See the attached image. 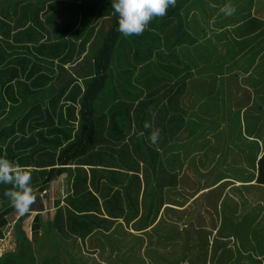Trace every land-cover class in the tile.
<instances>
[{
	"label": "trees",
	"instance_id": "trees-1",
	"mask_svg": "<svg viewBox=\"0 0 264 264\" xmlns=\"http://www.w3.org/2000/svg\"><path fill=\"white\" fill-rule=\"evenodd\" d=\"M181 1L176 0V5ZM188 1L193 2V0ZM197 1V4H193L200 8V0ZM173 8L169 7L165 17L152 20V24L156 19H158L157 22L161 20L160 27L153 24L147 27L141 35L125 37L117 31L118 16L112 9V0H0V126L6 125L7 121L16 120L28 109L31 111L28 112L25 120L31 119L35 113L45 117L43 104L49 102L48 96L52 94V103L59 104L64 97L65 90L68 89L71 94L68 95L69 97L67 96V100L70 101V108L74 110L71 121L79 123L80 133L76 142H71V139L67 141L65 148L61 151L59 162L62 163L61 165H72L74 160L80 161L87 157L91 159V161L87 160L88 163H94L92 162L94 156L91 152L95 138L101 134L109 133L112 127L123 136L126 128L131 130V123L126 121V117L124 114L122 116V111L117 110V107L130 105L132 102L124 100L123 104L117 94V89H112L109 101L105 103L107 106L99 117L95 111L97 102L111 79L113 67L126 63L122 64V70H125L120 74L121 77H125L130 72L135 77L136 69L141 70L144 75H147L150 70L160 74L141 83L142 86L144 83L148 84L149 91L146 97L152 98L144 105L145 108L150 109L142 110V117H138V119H143L141 128L147 130L149 136L155 129H160V135L166 137H168L169 130L172 131V129L178 131L179 134L186 125L190 126L189 121L192 119L194 107L191 101L190 105L185 104V95L190 94L192 97L193 88L195 92L200 93L209 87L211 78L216 77H201L207 71L209 64L211 65L209 60L203 58L192 62L187 59L184 52H179L176 49V46L188 42L185 41V38H191V36L186 34L185 24L181 19L174 23V26L169 27L171 23L167 17ZM9 20L16 23L15 29L9 27V23H11L8 22ZM163 26H168V30ZM205 30V28L201 29L199 37H206ZM101 31H104L103 36H101ZM125 39L132 40V43L126 54H122V51H117V47L120 41ZM9 40H12L14 45H10L11 51L8 54V59L4 60L2 53H6L5 45ZM97 40L101 41V46L91 61H88L89 49L92 43ZM136 50L146 52L145 58L139 60ZM166 51L169 54L163 56ZM120 58H122V63H120ZM201 65L206 66L205 70L197 71V67ZM87 66H91V70L85 74L82 71L89 69ZM149 67L154 69H149ZM75 73L78 75L75 76ZM79 79L87 80L84 90L74 84ZM219 85L217 79L212 87L218 89ZM60 88H64V92L57 93ZM73 105L79 107L78 114L75 113L76 108L72 107ZM172 107H176L174 111L176 115L171 117L169 126V120L165 119V116L167 117L168 109ZM106 109L108 110L106 111ZM127 110L129 108H126ZM219 113L222 114L221 109H218ZM34 119H37L36 115ZM145 122L150 123L151 128L145 129ZM20 126L23 129L24 123L21 122ZM188 126L187 130L191 131ZM118 133L111 135V141L108 144L109 165L115 163L106 166V177L112 184L110 188L112 193L109 198H107L108 193L106 195L101 193L105 199L103 208H100L98 199H94L91 191H84L86 187L74 190L79 201L87 198L95 202V209L99 211V215L104 210L108 215V220L104 221L97 215L89 213L87 209L91 208L82 203L79 209L83 215L69 212L68 224L75 229L79 226L87 227L89 232L107 237L106 243L111 250L108 257L113 260V264L119 262L146 264V260L140 254H134V246H137L136 241L134 244L129 242L130 249L126 254L119 252L118 245L128 235L125 229H128L130 225L136 232H144L154 225L161 210L166 206L167 202L165 201L171 194V189L175 187L179 173L170 175L166 168L169 159L163 154V150L168 146L167 141L160 143L158 145L160 149H158L157 143L152 144L149 139L144 138L137 154L134 153L136 140L132 142L134 150L132 152L129 151L128 145H123V149L120 147L113 149L112 145L121 143V140L114 141L117 139ZM241 139L240 146L237 147L238 150H233L231 154L229 152L223 161L224 167L229 164L233 168L238 167L237 169L241 170L244 165L250 163L249 157L254 156V151L258 149L259 145L257 144L253 149V154L247 157L245 152L247 145L242 143ZM21 141L17 140L16 145ZM35 146L36 150L45 148L43 145ZM6 149L8 151L10 148ZM20 152L21 150L19 155L9 159L8 152L0 148V158H7L20 165L22 159L25 158L20 155ZM244 153L245 155L241 159ZM33 154L39 155L40 153L34 152ZM125 155L127 157L122 160L124 167L129 171L127 175L121 173L123 171L120 170L119 162L121 156ZM176 158L178 157L176 156ZM256 160L253 161V164L257 169V184L264 186V155ZM36 168L45 169L43 167ZM61 173H64L61 169L45 171L46 178L43 184L47 185ZM121 177L122 179H120ZM113 187H115L114 190ZM9 188L11 185L0 184V198L5 202L0 205L1 234L8 224L7 218L11 215L14 218L17 213L11 205H8L7 201L9 200L4 195ZM33 190L37 196L39 190ZM222 193L223 190L220 195ZM122 206H127V214H125V207L121 209ZM122 216L125 217L126 227L117 223ZM26 218L27 216L15 224L17 250L0 256V264L65 263L66 260L63 256L66 253L56 252L58 249L52 239L49 238L53 248L48 246L47 241H43L42 238L36 244L27 238L23 225V220ZM45 219L49 223L50 229L49 214ZM10 220L14 221V219ZM36 222L35 231L39 227L42 228L39 218L36 219ZM57 225H59L58 221H54L53 227L56 228ZM234 225L239 228L237 224ZM231 230L238 231L239 229ZM103 242L101 241V243ZM182 247L184 248V246ZM263 248L264 245H258L260 257H264ZM73 257L70 260H74ZM180 258V260H175L178 264L185 259V252Z\"/></svg>",
	"mask_w": 264,
	"mask_h": 264
},
{
	"label": "crops",
	"instance_id": "crops-1",
	"mask_svg": "<svg viewBox=\"0 0 264 264\" xmlns=\"http://www.w3.org/2000/svg\"><path fill=\"white\" fill-rule=\"evenodd\" d=\"M197 4V0H193V2L188 0H182L179 4H177L172 11L170 12V15L167 17L169 18V22L172 26H174L179 19L182 20L183 24H185V31L186 34L190 35L191 38H185L184 44H181L180 46H176V49L179 52H184L185 56L190 61H199L201 59H207L211 62V65L209 64V67L205 74L201 75V77L204 78H211L216 77L219 80H223L225 78H231L238 76L243 79L242 85H237L233 87V101H234V108L236 111H238L240 114L243 113L244 116H246L247 113V107L250 104H243L242 106H239L240 102L242 101L239 95L243 93L244 91H247L248 94L254 95V92L258 89V83H257V77H259L261 74L264 73V69L261 68L260 61L264 58V0H200V8L198 6H195L194 4ZM231 4L233 7H235L236 11L231 16H226L224 13L220 11V9L227 5ZM247 6H244L246 5ZM254 4L259 5V8H256ZM180 15H176V14ZM168 14V12H167ZM165 17V16H164ZM257 17V18H256ZM259 19V20H258ZM257 20V26L256 29L250 24V21ZM8 22H11L10 20ZM9 27L15 29L16 23L11 22L9 23ZM241 27L244 30H251V33H247L244 36H241L238 33V30L241 29ZM205 28L206 30L204 33L205 36L200 35L201 29ZM213 36V37H212ZM258 38L257 40H254V38ZM212 40L211 42L213 44H216V53L214 56L210 59L208 57L209 53L212 52L211 49L207 48L208 42ZM251 41V42H250ZM247 42H250L247 44ZM10 45H14L12 40H9L5 47H7L6 53H2L4 55V60L8 59V54L11 51ZM254 53H258L255 60L248 61L251 56ZM206 66L201 65L197 67V71H204ZM259 69V74H257L256 70ZM252 79V82L249 80ZM244 80L246 82L244 83ZM222 87V86H221ZM64 98V97H63ZM191 95L186 94L184 101L186 105H190V99ZM188 102V104H187ZM43 114L45 117H42L38 113H35L31 119L25 120L26 116L31 109L25 110L23 114H21L20 117H17L16 120L7 121L6 125L0 126V148L8 152L9 159L12 157H16L19 155L25 156V158L22 159V163L20 166H25L24 168L30 172L31 174V187L35 190H39V194H37L36 202L31 206V210L29 213L20 215L18 212L15 213V215L9 216L7 218L8 224L7 226L2 230L3 235L5 237V231L8 227H10L12 224H15L17 221L21 220L22 218L26 217V219L23 220V225L28 228H32V234H40L43 241H47L48 246H52L50 244V240L56 244V252L58 253H84V254H101V253H108V255L111 253L109 245L107 242V237H103L101 235L95 234L93 232H89L87 230V227L79 226L75 228H72L70 224H68V214L69 212H73L76 214L83 215L81 213V210L79 209L80 206H82V203L86 205L87 207H90L91 209H87V211L91 214L97 215L100 219L106 221L108 220V215L104 210L101 215H99V211L95 209V202L85 199L82 201H79L77 196L74 193V190L76 189H82L83 187H86L84 189L88 191H91L93 193L94 199L97 198L100 208H103V202H104V196H101V193H108L107 198H109V195L112 193L111 186L109 179L106 177V166H111L115 162L109 165L110 163V150L108 144L110 143V138L113 133H118L117 130H113V127L109 131V133L101 134L99 137L95 138L94 140V146L92 149V155L94 156V159L92 162L94 163H88V161H91L89 158H83L82 160H74L72 165H61L62 163L59 162V157L61 155V151L63 148H65V145L67 141L71 139V142H76L78 134L80 133V126L79 123L71 121V117L73 116L74 110H72L70 107V103L65 104L64 100H61L60 103H48L46 102L43 104ZM72 107H75L74 105ZM146 106L142 107V110L150 109L145 108ZM76 114H78L79 107L76 106ZM126 106L120 105L117 107V110L122 111L121 114L126 117L128 116L129 110L126 111ZM176 107H172L168 109V115L165 116V119L169 120V126L171 122V117L175 116ZM141 110V111H142ZM42 114V115H43ZM37 116V119L35 120L34 117ZM241 119V117H240ZM24 123L23 129L20 126V123ZM109 122V121H108ZM142 123L143 119H137L135 122V126L131 130L126 128L125 129V139L123 140L124 136L122 133H118L117 139L114 141L121 140V143L112 145L113 149H123V145H128L130 147V152L133 150V144L132 142L136 140L135 142V148L136 150L134 153H137L140 151V147L142 146L143 139L146 138L148 140L149 134L147 133V130L142 129ZM34 126V127H33ZM187 126H185L184 130L180 131L178 134V131L172 129L169 130L168 137L165 135H160V138L156 144L158 146L163 141L168 142L167 148L163 150V154L165 156H168L169 163L166 166L168 172L170 175H173L175 173H180L182 171L181 168H178L177 164H175V161H177L178 157V142L182 141L179 140L181 134L185 131L188 132ZM108 130V129H106ZM123 130V129H122ZM143 133V135H141ZM185 133V134H186ZM148 135V136H147ZM187 141L191 139L190 135L186 136ZM213 137L212 134L208 136V138ZM244 140L250 139L248 136H243ZM254 141L256 139L252 138ZM17 140H22L21 143L16 145ZM249 142V141H248ZM254 143V142H251ZM21 144V145H20ZM43 145L45 147L43 150H36L35 145ZM63 145V146H61ZM247 145L246 151L249 152V156H251V147L252 145ZM260 147L254 151V156L249 157L250 163L247 165H244V167L241 168V170H238L237 168H233L231 165L229 168V172H232L233 178H227L229 181H226L223 184V181L225 179H222V177H218V175L211 176L210 173L205 175L204 174L206 170L198 169L199 167L194 168V171H198L200 176H204V178H201L200 180V187L201 189V196L200 198H203L206 196L210 191L217 189V191H220L223 187L229 188L231 186H237L238 183L242 182L243 187H239L244 189L247 195H255L256 190L255 186L258 185L257 183V169L255 165L253 164V161L256 159L258 160L262 155H264V145L261 143L259 144ZM146 147V145H144ZM235 146V145H233ZM240 145H237L238 147ZM7 147L10 149L7 151ZM204 150L212 149V145L207 146L205 145ZM158 149H160V146H158ZM262 151V152H261ZM34 152L40 153L39 155L33 154ZM199 152V151H198ZM133 153V154H134ZM200 153H204L203 151H200ZM218 157H220L221 152L218 151L217 153ZM127 155L124 157L121 156V159H119L121 169L123 172L122 174L129 173L128 169L124 167L123 159H125ZM256 160V161H257ZM125 163V162H124ZM205 161L203 165L206 164ZM88 164V165H87ZM126 164V163H125ZM97 165V166H92ZM184 166V165H183ZM188 167V165L186 164ZM200 166V167H201ZM36 167H43L44 170H41L40 168ZM51 169H61L64 173L56 175L54 179L50 181L47 185L43 184L44 179L46 178V175H44L45 171H50ZM125 169V170H124ZM40 171V172H38ZM188 179V177H184V179L176 181V185H174V188L181 189L183 188L182 185H178V183H184V181ZM122 179V177L120 178ZM193 180V178H190V180ZM240 181V182H239ZM237 182V184H236ZM232 183V184H231ZM10 186V185H9ZM43 186L45 187L43 189ZM121 186V185H120ZM120 186L118 187L120 189ZM228 186V187H227ZM260 186V185H259ZM264 187V186H262ZM115 187H113V190ZM254 190V193H250V190ZM172 190V189H171ZM226 192V190H223L222 195ZM262 196L264 197V190L261 189ZM260 193V191H259ZM216 196H220V192L217 193ZM111 198V197H110ZM193 200V199H192ZM250 200V199H249ZM212 201H214L212 199ZM211 201V202H212ZM166 208H173V209H180L179 207L187 206V203L179 202L177 198H171L168 197L166 199ZM2 203H5L0 198V205ZM8 205H10V202L7 201ZM127 205V203H126ZM125 207V206H124ZM123 206L121 209L124 208ZM125 214L128 212L127 206ZM165 208V211H166ZM57 212H59L57 214ZM204 213V212H203ZM49 214L50 218V229H49V223L46 221L45 217ZM163 214H159V220L162 219ZM201 215V213H200ZM186 216V212L179 215H174L175 219L179 222L182 221ZM256 216L255 220H252L251 223H254L257 221L258 216ZM39 218L42 222V228L39 227L37 231H35V225L37 224L36 219ZM171 218V217H170ZM225 218H229L224 216L223 220ZM10 219H14V221H11ZM240 218H238L236 221H230L226 220L224 224L221 226H218L217 229H203L198 234L200 236L199 245L194 243V240H188V236H184V241L182 245L185 248V264L187 262L189 264H198V260L194 258V256H198L199 252L201 254L207 255V262L206 264H224L223 258L227 253L235 254L237 253V248H227V250H220L218 249L216 251L217 246V237L220 236V234L224 231L226 227V224L229 222H232L235 224ZM60 220V221H59ZM157 220V221H159ZM172 220V218H171ZM214 220H220L219 217L216 216H209L208 221H214ZM27 221L29 223L27 224ZM58 221L59 225L56 226V228L53 227V222ZM156 221V222H157ZM155 222V223H156ZM119 224H123L126 227L125 224V217H121L118 222ZM154 223V224H155ZM174 230L170 228V233L163 235L164 239H167L172 243V245H176L181 243L180 240H178L177 234L175 233L176 230V223L174 222ZM158 226L155 225V227ZM258 228V226H257ZM26 233L28 234L27 229ZM107 231L106 229H104ZM176 230V231H175ZM187 231V230H186ZM49 232V234H47ZM178 232V231H177ZM151 233V230L148 229L144 232H138L133 239H128L126 235V238H123V240L118 245L119 252L121 254L128 253L129 249V242L134 244V242L138 239L137 246L143 247L144 244L143 238L149 237V234ZM206 233V235L203 237V235ZM232 233V232H231ZM173 237H171V235ZM179 234V233H178ZM264 234V231H263ZM108 235V232H107ZM143 237H142V236ZM232 235H235L233 233ZM259 235V234H258ZM176 236V237H175ZM137 237V239H136ZM142 237V240H141ZM40 238V239H41ZM50 238V240H49ZM39 239V240H40ZM122 239V238H121ZM2 240V239H0ZM38 240V241H39ZM165 240V241H167ZM37 241V242H38ZM51 241V243H52ZM101 241H104L101 243ZM192 241V243H191ZM36 242V243H37ZM225 243H229L228 240L223 241ZM171 246V245H170ZM197 246L201 248L200 251H196ZM225 246V245H224ZM62 248H65L63 250ZM14 250H10L7 252H4V254L9 252H14ZM141 251H137V254ZM142 254V253H141ZM246 254V253H245ZM256 254H260L257 252ZM3 255V254H2ZM1 256V255H0ZM260 257V256H259ZM145 259V258H144Z\"/></svg>",
	"mask_w": 264,
	"mask_h": 264
},
{
	"label": "rangeland",
	"instance_id": "rangeland-1",
	"mask_svg": "<svg viewBox=\"0 0 264 264\" xmlns=\"http://www.w3.org/2000/svg\"><path fill=\"white\" fill-rule=\"evenodd\" d=\"M244 6H247V4ZM254 6L256 8H259V5L257 4H254ZM158 19H156L153 24L160 27L161 20L157 22ZM153 24L151 21L148 27L152 26ZM250 24L255 27L254 29H256L257 20L250 21ZM169 27H172V25H170ZM163 28L168 30V26H163ZM251 30L252 29H249L247 31L241 27V29L238 30L237 34L244 36L247 33H251ZM103 35L104 31H101V36ZM258 38L255 37L254 40H257ZM211 41L212 40H210L207 44V48L212 50V52H210L208 55L210 59L216 53V44H213ZM250 42H247V44H249ZM131 43L132 40H121L120 44L117 47V51H122V54H126L127 49L130 47ZM100 46V40L92 43V46L89 49V53L87 54L88 61H91L92 57L97 53ZM136 52L139 60L141 58H145L146 52L142 50H136ZM168 54L169 52L166 51L163 56H167ZM257 55L258 53H254L248 61H254ZM120 63H122V58H120ZM260 63L261 68L264 69V58L260 61ZM122 64L115 65L113 67L111 79L108 82L106 90L100 96L95 111L96 115L99 117L107 106L105 103L109 101L112 89L115 88L117 89V94L120 100L123 101V104L124 100L127 102H132L130 105H126V107L128 106L129 108L126 121H129L131 123V127L133 128L138 117H142V107L152 99L150 97H146L149 91L147 89L148 84L144 83L142 86L141 83L153 76L160 74H158L156 71L150 70L147 75H144L141 70L136 69L135 77L131 72L125 77H121L120 74L125 70H122ZM87 68L89 69L83 70L82 72L85 74L89 73L91 70V66H87ZM149 69L154 68L149 67ZM256 72L257 74H259V69H257ZM74 75L76 76L78 75V73H75ZM216 80V78H211L209 87L205 88V90L203 91H200V93L195 92V89L193 88L192 97L190 99L193 102V113L195 114V116L193 117L192 113L193 121L191 122L192 119L189 121L190 126H188V128L191 131L188 130L187 133L184 131L179 138V140L182 141L178 142L179 152L177 161H175V164H177L178 168L182 169V171H180L178 175L179 180L182 178L184 179V177H188V179L186 178L184 183H178V185H182L183 188H173L171 190V194H169V197L177 198L179 202L184 201L183 205L184 203H188L187 206L179 207L180 209L178 210L171 207H164L161 210V214H163L162 219L159 220V218V221H157L149 228L151 230L149 237L143 238V247L134 246V254L137 255V251L140 250L141 252L138 253V255L140 254L142 258H145L146 264H176L177 262L175 260H180V257L185 252V248L182 247L184 236H188L187 238L189 241L192 239H196L194 240V243L199 245L200 236L198 233L201 230L217 229V227L224 224L227 219L234 222L238 218L240 219L235 224H237L239 228H237L232 222H229L226 224L227 228H225L220 236L217 237L216 242L218 247L216 248V251L218 249L227 250V248H237V253H227L225 255V257L223 258L224 264H264V257H259L260 254H256L258 252V245H264V197L262 196L263 192L261 191V189L264 190V187L256 185L255 195H247L244 189L239 188L243 187V183L239 181L240 183L238 184L236 182L237 186H231L228 189L223 187L220 191H217V189H215L210 191L203 198L199 197L201 196V189H203L200 187V180L201 178H204V176L200 175L210 173L211 176L218 175V177H222V179H225L224 177L233 178L232 172H229V164L228 166L224 167L223 161L225 160L229 152L231 154L233 150H238L236 146L239 145L240 139L243 136H248L250 137V139L244 140L242 138V143L250 144L251 142H254L251 143V154H253V149H255L254 147H256L257 144L259 145L261 143L262 145H264V73L257 77L258 89L256 90V92H254V95L250 96L247 91H244L239 95L242 100L239 106H242L245 103L250 104L247 107L246 116H244L243 113L240 114L235 110L233 101L234 95L232 90L234 86L242 85L243 79L238 76L225 78L223 80H220L218 89L212 87L213 83ZM249 81L252 82V79H250ZM245 82L246 80H244V83ZM74 84L79 85L81 89L84 90L87 84V80L83 81L82 79H79L78 81L74 82ZM63 89L64 88H60L57 93H61ZM69 94H71V91L68 89L65 90V94H63L64 98L61 99L65 101V104L68 105L70 103V101L67 100V96ZM48 98V103H51L52 94L49 95ZM218 109L222 110V114H218ZM107 110L108 109H106V111ZM210 134H212L213 137L208 138ZM189 135L191 139L187 141L186 136ZM255 137L256 139L254 141L252 138ZM205 145H212V149L204 150L203 147ZM200 151H203L204 153H200ZM218 151L221 152L220 157H218L217 155ZM245 152L247 153L248 157L249 152ZM244 155L245 153L241 156V159ZM205 161L207 163L204 165V167L201 166ZM186 164L188 165V167L186 166ZM196 167H199L198 169L206 170V172L199 175L198 171H194V168ZM190 178H193V180H190ZM226 181L229 180L225 179L223 181V184ZM222 190H226V192L224 191L225 193L223 195L216 196L217 193L221 192ZM250 193H254V190H250ZM212 199L214 201H212ZM184 212H186L185 218L182 221L178 222L175 219L174 215H181ZM212 215L219 217L220 220L208 221V217ZM255 215L258 216L257 221L251 223L252 220L256 219ZM224 216L229 218H225V220L222 221ZM18 217L19 216H17V218ZM170 217L172 218V220ZM174 222L176 223V230L178 231L177 232L175 230V233L177 234V237H175L181 241V243L176 245H172L170 241L162 237L163 235L170 233V228L174 230ZM28 223L29 221H27V224ZM157 224L158 226L155 227V225ZM25 229H27L29 234L27 235V238L31 239V241L36 244V242L41 238V233H35L34 235L32 234V228L24 227V231L26 232ZM231 229L239 230L236 231ZM125 230L128 234L127 238L135 240L133 239V237H135L138 232L133 230L131 225L128 227V229ZM233 233H235V235H232ZM170 235L171 237H173L172 234ZM205 235L206 233L203 235V237ZM127 238L125 237V239ZM0 239H2L0 240L1 256L2 254L4 255V252L14 250V248H16L15 251L17 250V237L15 235L14 224L7 228V230L5 231V237L2 232ZM226 240H228L229 243L223 242ZM136 241L141 242L138 240ZM62 249L65 250L64 248ZM200 250L201 248L197 246L196 251ZM262 251H264V248L262 249ZM108 253H89L88 255L84 253H67L63 256L66 260V262L63 264H113V260L108 257ZM131 254H133V251H131ZM71 257H73L74 260H70ZM139 258L140 257H138V259ZM194 258L198 260V264H206L207 262V255L201 254L200 252L198 256H194ZM142 260L144 261V259ZM185 263L186 262L184 259L179 264ZM118 264L125 263L119 262ZM187 264L189 263L187 262Z\"/></svg>",
	"mask_w": 264,
	"mask_h": 264
},
{
	"label": "clouds",
	"instance_id": "clouds-1",
	"mask_svg": "<svg viewBox=\"0 0 264 264\" xmlns=\"http://www.w3.org/2000/svg\"><path fill=\"white\" fill-rule=\"evenodd\" d=\"M175 5L176 0H112V9L118 16L117 31L125 37L141 35L153 19L163 18L167 15L169 7ZM220 11L226 16H231L236 9L227 4ZM144 128H151V124L145 122ZM159 138L160 129H155L148 137L152 144L157 143ZM31 179L30 172L24 167L7 158H0V184L11 185L4 195L20 215L29 213L37 199L30 186Z\"/></svg>",
	"mask_w": 264,
	"mask_h": 264
}]
</instances>
